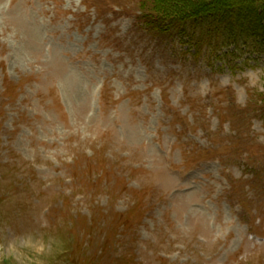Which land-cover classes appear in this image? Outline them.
<instances>
[{
	"label": "rangeland",
	"instance_id": "374dc122",
	"mask_svg": "<svg viewBox=\"0 0 264 264\" xmlns=\"http://www.w3.org/2000/svg\"><path fill=\"white\" fill-rule=\"evenodd\" d=\"M179 1L0 0V264H264V30Z\"/></svg>",
	"mask_w": 264,
	"mask_h": 264
},
{
	"label": "trees",
	"instance_id": "16d2710c",
	"mask_svg": "<svg viewBox=\"0 0 264 264\" xmlns=\"http://www.w3.org/2000/svg\"><path fill=\"white\" fill-rule=\"evenodd\" d=\"M206 1H210V3L204 4L201 7L196 5V6L187 8L186 10H178L174 13L177 15L158 14L157 16H160V17L155 18V19H158V21L155 22V26L153 27V30L158 31L160 28L165 29L166 27L174 26L177 22H181L182 20L184 21L188 20V21H192L193 23L198 22L199 24L201 23L209 24L211 27V30L214 31L216 29L220 33L219 21L222 18V16L219 17L218 14L220 12L223 13L224 11H229L228 16L232 15L235 18L234 19L231 16V18L233 19V24L235 25L239 24L240 27L246 29L245 34L253 39L258 36V31L255 30L257 26L261 28V31L264 30V25H263L264 20L262 21V23H260L261 20H256V18L250 19L247 17L246 22H243L245 17H242L238 14L239 10L235 13L232 12L234 10L232 8L233 5L236 7L238 5L241 6V4H236L237 2L232 1L230 5L228 4L227 6L212 7L214 6L215 2L213 0H206ZM167 3H170V2L167 1ZM174 3L177 6L180 5V6L188 7L189 4H192V1L183 0V1H179V3L177 2H174ZM216 4L218 5L219 3L216 2ZM251 26H253V30L250 29Z\"/></svg>",
	"mask_w": 264,
	"mask_h": 264
}]
</instances>
